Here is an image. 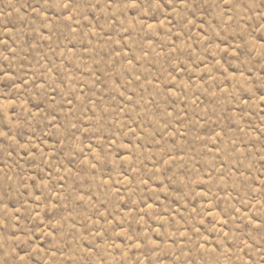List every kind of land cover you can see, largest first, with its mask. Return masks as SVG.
Returning <instances> with one entry per match:
<instances>
[{"label":"rangeland","instance_id":"obj_1","mask_svg":"<svg viewBox=\"0 0 264 264\" xmlns=\"http://www.w3.org/2000/svg\"><path fill=\"white\" fill-rule=\"evenodd\" d=\"M0 264H264V0H0Z\"/></svg>","mask_w":264,"mask_h":264}]
</instances>
